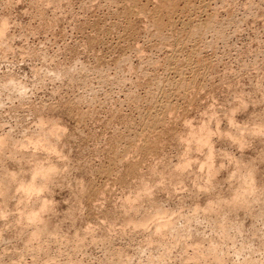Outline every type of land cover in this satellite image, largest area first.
I'll use <instances>...</instances> for the list:
<instances>
[{
    "label": "rangeland",
    "instance_id": "374dc122",
    "mask_svg": "<svg viewBox=\"0 0 264 264\" xmlns=\"http://www.w3.org/2000/svg\"><path fill=\"white\" fill-rule=\"evenodd\" d=\"M0 141V264H264V0H0Z\"/></svg>",
    "mask_w": 264,
    "mask_h": 264
},
{
    "label": "bare ground",
    "instance_id": "6f19581e",
    "mask_svg": "<svg viewBox=\"0 0 264 264\" xmlns=\"http://www.w3.org/2000/svg\"><path fill=\"white\" fill-rule=\"evenodd\" d=\"M128 3V2H127ZM188 32V31H187ZM202 33H204V29L202 28V27H194V28H191V29H189V32H188V34L191 36H193L195 39H201V34ZM221 33V32H220ZM223 36V35H222ZM179 42L180 43H182L183 42V40L184 39H182L183 37H180L179 36ZM178 43V42H177ZM186 62H188V64L186 63V65H190V61L189 60H187ZM176 67H180V65L179 66H176ZM177 70H179V69H177ZM195 73V72H194ZM179 81V80H178ZM176 79L174 80V82L171 84V85H169V86H171V87H173L174 85L176 86L177 84H176V82H178ZM180 86V85H179ZM188 86V85H187ZM174 89H176V88H174ZM187 89V88H186ZM150 94H151V92H150ZM153 94V93H152ZM161 107V106H160ZM161 108H165L166 110L165 111H167V109L169 108V107H167V106H163V107H161ZM176 118V117H175ZM165 120V117H164V115L163 114H161V113H155V116L154 117H151V118H147V119H144L143 121H142V123H143V128H145L147 131H149V134H148V132H147V135H145V137H142V140H141V143L139 144V145H136L135 144V146L132 144V143H130L129 142V148H132V149H134V150H136V151H138L139 153H140V151H142V153L144 154V153H150V152H152L153 150H156V148H157V146L159 145V138L161 137H158V133H155V131H153V130H156L157 128L156 127H158L159 126V124H161L163 121ZM165 122V121H164ZM176 122V121H175ZM141 123V124H142ZM175 125H176V123H175ZM174 125V126H175ZM170 126V125H169ZM188 126V125H187ZM186 126V127H187ZM205 126H203L202 125V128H200V127H198V128H200V130H205L206 131V129H203ZM164 128V127H163ZM192 129V128H191ZM128 130V129H127ZM172 130V129H171ZM176 130V129H175ZM142 131V130H141ZM140 131V132H141ZM157 131H159V130H157ZM156 131V132H157ZM166 131H168V130H166ZM199 131V130H198ZM198 131H196V132H198ZM209 131V130H208ZM143 132V131H142ZM175 132V131H174ZM196 132H194L193 130H192V133L194 134V133H196ZM144 133V132H143ZM160 133V132H159ZM188 133V132H187ZM190 133V132H189ZM207 133V132H206ZM205 133V134H206ZM145 134V133H144ZM144 134H141V133H139V135H143L144 136ZM191 134V133H190ZM193 134H192V137H193ZM202 133H200V135H201ZM117 135V134H116ZM195 135V134H194ZM119 136V135H118ZM135 136V135H134ZM137 136H138V134H137ZM141 136H139V137H141ZM202 136V135H201ZM116 137V136H115ZM123 137V136H122ZM138 137V138H139ZM206 137H208V136H206ZM125 138V137H124ZM197 138H201L200 136L198 137H195L194 136V140H196ZM49 139V138H48ZM116 140H118V137L117 138H115ZM114 139V140H115ZM121 139V138H120ZM119 139V140H120ZM141 139V138H140ZM177 139V138H176ZM202 139V138H201ZM204 139V141H207V140H205V138H203ZM202 139V140H203ZM126 140V139H125ZM202 140H199V141H201L202 142ZM170 141V140H169ZM181 141V140H180ZM196 141H198V140H196ZM198 141V142H199ZM1 142V141H0ZM49 142V141H48ZM139 142V141H138ZM198 142H197V144H198ZM2 143V142H1ZM163 143V142H162ZM161 143V144H162ZM201 144V143H200ZM133 145V146H132ZM199 145V144H198ZM1 146V145H0ZM8 147V146H7ZM12 147V146H11ZM10 147V148H11ZM113 147V146H112ZM126 147V146H125ZM161 147V146H160ZM112 149V148H111ZM126 149L128 150V148L126 147ZM162 149V148H161ZM17 150V149H16ZM121 150V149H120ZM210 150H212V149H210ZM115 151V150H114ZM121 151H124V150H121ZM126 151V150H125ZM195 151V150H194ZM31 152V151H30ZM116 153H117V151H115ZM135 152V151H134ZM210 152V151H209ZM20 153V152H19ZM46 153V152H45ZM122 153V152H121ZM125 153V152H124ZM123 153V154H124ZM129 153V152H128ZM128 153H126L125 155H126V157H127V171L128 172H130V174L132 173V171L134 172V170H136L137 171V169H138V167H139V161H136L135 160V158H134V160L131 158V159H128V157L129 156H127V155H129ZM138 153V154H139ZM211 153V152H210ZM30 154V153H29ZM33 154V153H32ZM115 154V153H114ZM113 154V155H114ZM207 154H209L208 152H207ZM20 155V154H19ZM39 155V154H38ZM112 155V154H111ZM118 155L121 157L122 156V154L120 155L119 153H118ZM118 155H116L115 157H113V159H110L111 161V163H110V165L109 166H101L98 170V173L100 172V173H108L109 175L110 174H115V173H113V171H114V169H116V168H114L115 166V160H116V158H117V156ZM125 155H124V158H125ZM131 155V154H130ZM145 155V154H144ZM143 155V156H144ZM210 156L212 155V153L211 154H209ZM208 155V156H209ZM29 156V155H28ZM110 156V155H109ZM209 156V157H210ZM6 157V156H5ZM132 157V156H131ZM147 157V156H146ZM38 158H40V157H38ZM123 158V156L121 157V159ZM130 158V157H129ZM29 159H32V157L31 158H29ZM36 160V159H35ZM118 160V159H117ZM123 160H126V158L125 159H123ZM119 161V160H118ZM121 161V160H120ZM209 162V161H208ZM211 162V161H210ZM37 163V162H36ZM35 163V164H36ZM117 163V162H116ZM126 163V162H125ZM140 163H142V162H140ZM40 164V163H39ZM114 164V165H113ZM210 164V163H209ZM102 165H103V163H102ZM30 166V165H29ZM38 166V165H37ZM50 166V165H49ZM5 167V166H4ZM44 167V166H43ZM46 167V166H45ZM42 168V167H41ZM50 168V167H49ZM48 168V169H49ZM31 169V168H30ZM33 169H34V167H33ZM32 169V170H33ZM37 169V168H36ZM40 169V168H39ZM52 169V168H51ZM125 169V168H124ZM5 171V170H4ZM119 171V170H118ZM118 171L116 170V172H117V175H119L118 174ZM36 172V171H35ZM96 172V171H95ZM33 173V172H32ZM37 173V172H36ZM42 173V172H41ZM104 173V174H105ZM127 172H125V174H126ZM25 174H26V172H25ZM29 174V173H28ZM50 174V173H49ZM127 174H129V173H127ZM125 175L126 177L128 176V175ZM136 174V173H135ZM108 175V176H109ZM116 175V174H115ZM114 175V176H115ZM11 176V175H10ZM29 176V175H28ZM124 176V177H125ZM1 177V176H0ZM5 177H6V175H5ZM35 177V176H34ZM37 177V176H36ZM116 177V176H115ZM115 177H114V179H115ZM123 177V176H122ZM212 177V176H211ZM7 178V177H6ZM11 178V177H10ZM48 178V177H47ZM118 178V177H117ZM120 178V177H119ZM4 179V178H3ZM112 179V178H111ZM23 180V179H22ZM26 180V179H25ZM24 180V181H25ZM29 180H30V178H29ZM36 180V179H35ZM42 180V179H41ZM121 180V179H120ZM124 180V179H123ZM9 182H11V181H9ZM36 182V181H35ZM26 183V182H25ZM115 183H117V182H115ZM126 183V182H125ZM36 184V183H35ZM128 184V183H127ZM146 184L147 183H145V185H144V187H148V186H146ZM19 185V184H18ZM22 185V184H21ZM107 185V184H106ZM106 185H104L103 184V186H105L106 187ZM142 185V184H141ZM27 186V185H26ZM31 186H33V185H31ZM92 186V185H91ZM98 186V185H97ZM110 186V185H109ZM129 186V185H128ZM99 187V186H98ZM137 187V186H136ZM142 187V186H141ZM140 187V188H141ZM18 188H19V186H18ZM23 188V187H22ZM26 188V187H25ZM102 188V187H101ZM143 188V187H142ZM141 188V189H142ZM1 189V188H0ZM32 189V188H31ZM87 189H88V187H87ZM94 189V188H93ZM100 190V188H97L96 190ZM105 189V188H104ZM137 189H138V187H137ZM5 190V189H4ZM98 190V191H99ZM146 190V189H145ZM6 191V190H5ZM37 191V190H36ZM94 191V190H93ZM97 191V192H98ZM111 191V190H110ZM8 192V191H7ZM23 192V191H22ZM21 192V193H22ZM80 192V191H79ZM94 192H96V191H94ZM100 192L103 194L104 193V191L102 190H100ZM144 192V191H143ZM9 193V192H8ZM99 193V192H98ZM98 193H97V195H98ZM137 193V192H136ZM83 194V193H82ZM106 194V193H105ZM108 194V193H107ZM122 194V193H121ZM138 194V193H137ZM142 194V193H141ZM145 194V193H144ZM7 195V194H6ZM81 195V194H80ZM110 195V194H109ZM147 195V194H146ZM2 196V195H1ZM139 197V196H138ZM145 197V196H144ZM3 198V197H2ZM146 199V198H145ZM91 201H92V199H91ZM123 201V200H122ZM39 202V201H38ZM87 202V201H86ZM116 202V201H115ZM134 202V201H133ZM41 203V202H40ZM128 203V202H127ZM128 204H130V203H128ZM133 204V203H132ZM3 205H4V203H3ZM41 205V204H40ZM43 206V205H42ZM41 206V207H42ZM33 207V206H32ZM129 207V206H128ZM3 208V207H2ZM28 208V207H27ZM35 208V207H34ZM38 208V207H37ZM79 208V207H78ZM81 208V207H80ZM79 208V209H80ZM29 209V208H28ZM43 209V208H42ZM24 210V209H23ZM35 210H36V208H35ZM44 210V209H43ZM121 210V209H120ZM126 210V209H125ZM30 211H31V209H30ZM25 212V211H24ZM42 212V211H41ZM31 213V212H30ZM127 213V212H126ZM33 214H34V212H33ZM35 214H37V216H39L38 215V211H37V213L35 212ZM35 214H34V216H32V217H30V215L28 216V218L30 217V219H31V221H33V218H37V216H35ZM31 215H32V213H31ZM23 216V215H22ZM22 218V217H21ZM39 218V217H38ZM27 219V218H26ZM29 219V220H30ZM34 222V221H33ZM31 223H29V225H30ZM33 224V223H32ZM159 224V223H158ZM166 224V223H165ZM34 225V224H33ZM108 225V224H107ZM159 226V225H158ZM95 227V226H94ZM160 227V226H159ZM33 228V227H32ZM88 229V228H87ZM85 230H86V228H85ZM84 230V231H85ZM159 230V229H158ZM44 231V230H43ZM160 231V230H159ZM156 232V231H155ZM30 233V232H29ZM43 233H45V232H43ZM157 233H159V232H157ZM156 233V234H157ZM28 234V233H27ZM65 235V234H64ZM91 235V234H90ZM159 235V234H158ZM1 236V235H0ZM41 236V235H40ZM154 236V235H153ZM34 237V236H33ZM37 237V236H36ZM38 238V237H37ZM58 238V237H57ZM85 238V237H84ZM83 238V239H84ZM25 239V238H24ZM42 239V238H41ZM60 241H61V239H60ZM76 241V240H75ZM82 241V240H81ZM69 243V242H68ZM29 245V244H28ZM81 245V244H80ZM34 250H35V248H34ZM32 252V251H31ZM46 254V253H45ZM118 254V253H117ZM121 257V256H120ZM39 258V257H38ZM35 259V258H34ZM68 259H69V257H68ZM123 259V258H122ZM22 261V260H21ZM31 262V261H30ZM13 263V262H12ZM127 263V262H126ZM22 264V263H21ZM58 264V263H57Z\"/></svg>",
    "mask_w": 264,
    "mask_h": 264
}]
</instances>
